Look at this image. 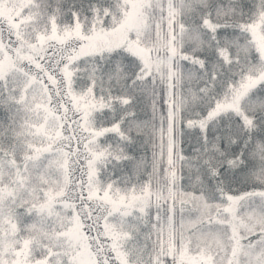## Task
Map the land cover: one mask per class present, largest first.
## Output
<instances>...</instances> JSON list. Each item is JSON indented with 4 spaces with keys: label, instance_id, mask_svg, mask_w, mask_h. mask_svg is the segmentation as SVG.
I'll return each instance as SVG.
<instances>
[{
    "label": "snow or ice",
    "instance_id": "6c2138e0",
    "mask_svg": "<svg viewBox=\"0 0 264 264\" xmlns=\"http://www.w3.org/2000/svg\"><path fill=\"white\" fill-rule=\"evenodd\" d=\"M0 264H264V0H0Z\"/></svg>",
    "mask_w": 264,
    "mask_h": 264
}]
</instances>
